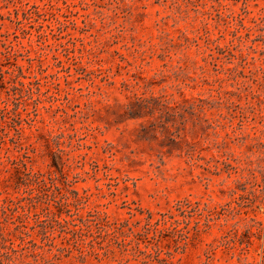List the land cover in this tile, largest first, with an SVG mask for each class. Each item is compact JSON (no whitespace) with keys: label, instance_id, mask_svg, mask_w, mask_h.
<instances>
[{"label":"rangeland","instance_id":"374dc122","mask_svg":"<svg viewBox=\"0 0 264 264\" xmlns=\"http://www.w3.org/2000/svg\"><path fill=\"white\" fill-rule=\"evenodd\" d=\"M0 264H264V0H0Z\"/></svg>","mask_w":264,"mask_h":264}]
</instances>
